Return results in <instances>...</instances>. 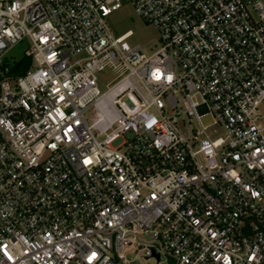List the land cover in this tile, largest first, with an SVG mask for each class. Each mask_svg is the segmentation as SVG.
<instances>
[{
    "label": "built area",
    "instance_id": "2783aa9c",
    "mask_svg": "<svg viewBox=\"0 0 264 264\" xmlns=\"http://www.w3.org/2000/svg\"><path fill=\"white\" fill-rule=\"evenodd\" d=\"M126 1L0 0V264H264V0Z\"/></svg>",
    "mask_w": 264,
    "mask_h": 264
},
{
    "label": "rangeland",
    "instance_id": "374dc122",
    "mask_svg": "<svg viewBox=\"0 0 264 264\" xmlns=\"http://www.w3.org/2000/svg\"><path fill=\"white\" fill-rule=\"evenodd\" d=\"M106 23L113 37H120L128 32L131 36L126 44L129 48L139 47L146 53H152L159 48V35L156 30L145 24L134 13L132 7L126 0H122V7L106 18ZM28 48L24 41L6 53L7 59L19 60L23 57L24 51ZM120 72V71H119ZM111 69H106L102 74L97 75V83L101 92L117 80L118 73ZM205 124L210 122L208 118L203 120ZM220 133V132H219ZM145 251H131L126 254L129 264H156L155 260L145 259ZM161 264H169L167 261Z\"/></svg>",
    "mask_w": 264,
    "mask_h": 264
},
{
    "label": "trees",
    "instance_id": "16d2710c",
    "mask_svg": "<svg viewBox=\"0 0 264 264\" xmlns=\"http://www.w3.org/2000/svg\"><path fill=\"white\" fill-rule=\"evenodd\" d=\"M29 61L26 59L21 60L11 70L12 75H22L29 68Z\"/></svg>",
    "mask_w": 264,
    "mask_h": 264
}]
</instances>
